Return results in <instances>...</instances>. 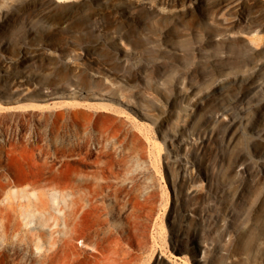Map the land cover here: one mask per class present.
Listing matches in <instances>:
<instances>
[{
  "label": "rangeland",
  "instance_id": "1",
  "mask_svg": "<svg viewBox=\"0 0 264 264\" xmlns=\"http://www.w3.org/2000/svg\"><path fill=\"white\" fill-rule=\"evenodd\" d=\"M61 138L82 264H264V0H0L4 191Z\"/></svg>",
  "mask_w": 264,
  "mask_h": 264
},
{
  "label": "bare ground",
  "instance_id": "2",
  "mask_svg": "<svg viewBox=\"0 0 264 264\" xmlns=\"http://www.w3.org/2000/svg\"><path fill=\"white\" fill-rule=\"evenodd\" d=\"M15 78L13 82L22 80L19 76ZM39 142L35 154L48 153L52 140L47 137L45 143L41 139ZM59 143L50 162L33 164L27 160L26 186L5 192L8 184L0 180V264H82L80 250L74 247L79 238L82 244L97 250L88 241L85 217L79 213L85 206L87 193L82 190L87 180L76 178L72 186L69 182L74 176L52 169L56 158L66 157V142ZM24 162L25 159L20 161L19 166Z\"/></svg>",
  "mask_w": 264,
  "mask_h": 264
}]
</instances>
